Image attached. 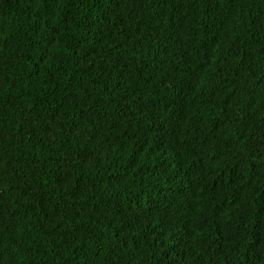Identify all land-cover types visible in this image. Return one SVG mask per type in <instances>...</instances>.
<instances>
[{
    "label": "trees",
    "instance_id": "trees-1",
    "mask_svg": "<svg viewBox=\"0 0 264 264\" xmlns=\"http://www.w3.org/2000/svg\"><path fill=\"white\" fill-rule=\"evenodd\" d=\"M264 264V0H0V264Z\"/></svg>",
    "mask_w": 264,
    "mask_h": 264
},
{
    "label": "clouds",
    "instance_id": "clouds-1",
    "mask_svg": "<svg viewBox=\"0 0 264 264\" xmlns=\"http://www.w3.org/2000/svg\"><path fill=\"white\" fill-rule=\"evenodd\" d=\"M186 259H187V264H190V262H189L188 252H187V254H186Z\"/></svg>",
    "mask_w": 264,
    "mask_h": 264
}]
</instances>
